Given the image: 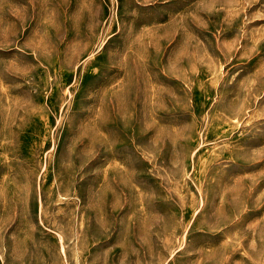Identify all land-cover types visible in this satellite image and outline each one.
<instances>
[{
  "label": "rangeland",
  "instance_id": "374dc122",
  "mask_svg": "<svg viewBox=\"0 0 264 264\" xmlns=\"http://www.w3.org/2000/svg\"><path fill=\"white\" fill-rule=\"evenodd\" d=\"M0 264H264V0H0Z\"/></svg>",
  "mask_w": 264,
  "mask_h": 264
}]
</instances>
